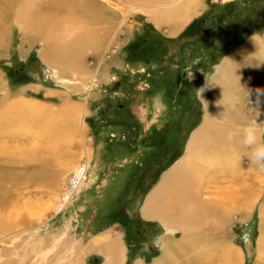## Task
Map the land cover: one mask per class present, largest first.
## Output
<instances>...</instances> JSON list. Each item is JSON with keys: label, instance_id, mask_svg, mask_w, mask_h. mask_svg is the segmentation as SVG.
<instances>
[{"label": "rangeland", "instance_id": "1", "mask_svg": "<svg viewBox=\"0 0 264 264\" xmlns=\"http://www.w3.org/2000/svg\"><path fill=\"white\" fill-rule=\"evenodd\" d=\"M109 1L104 4L115 10L112 27L110 22L99 26L104 41L86 52L81 73L65 74L45 63L44 37L33 36L13 18L2 22L0 101L8 97V108L21 100L51 108L73 105L80 112L62 149L66 157L37 151L28 136L4 144L0 166L18 181L15 186L2 182L6 199L2 202L0 194V264H58L75 244L81 247L76 252L82 264H107L103 246L85 250L109 232L121 241L123 264H154L186 233L165 220L145 219L143 208L166 173L184 158L204 118L230 132L250 123L264 129V0H198L188 22L181 24L182 32L173 37L170 23L158 28L152 16L162 6L174 10L179 0L149 4L142 11L136 10L141 6ZM254 41H260L261 51L244 53ZM243 54L246 69L232 76L234 59ZM186 71L194 78L187 79ZM150 79L155 89L148 101L143 97ZM242 146L234 154L236 164L210 171L206 180L218 184L206 197L216 202L228 185L232 196L244 199L243 209L231 202L220 227L212 218L196 230L205 236L198 250L206 242L214 247L209 259L197 262L196 252L190 251L176 254L170 264H231L221 243L240 252V264H264V187L253 182L255 169L264 173V168L254 165L251 149ZM85 167L86 185L77 190L76 170ZM72 191L70 205L57 213L61 199ZM253 196L257 201L248 207Z\"/></svg>", "mask_w": 264, "mask_h": 264}, {"label": "bare ground", "instance_id": "2", "mask_svg": "<svg viewBox=\"0 0 264 264\" xmlns=\"http://www.w3.org/2000/svg\"><path fill=\"white\" fill-rule=\"evenodd\" d=\"M99 1L100 0H0V27L5 18H13L14 22H20L22 26H24L23 28H27L33 36L44 37L47 41V48L41 54L42 60L45 63L59 67L60 69H58L65 74H73L77 71L81 73L84 70L86 52L91 48L96 49V47L101 45V43H103L102 41H104L99 34V26L104 22H110V26L112 27L111 21L115 19V10H113V8H107V6H105L106 4H104L110 1ZM116 1L128 7H134L135 5L141 6V8L136 10L142 11L143 9H147V5L149 4L169 2L171 0ZM196 1L198 0L175 1L176 3H173L174 10L170 11L168 10L169 7L162 6L164 10L154 12L153 16H151L154 23H157L156 26L158 28L163 24L170 23L172 26L170 28L171 34L175 35L179 28H177L178 26L175 27L172 23H178L181 27V24L188 22L191 17V8L195 6ZM162 7L159 8L163 9ZM130 12L131 11H128L127 13ZM259 42L254 41L247 44V46L243 48L244 53H259L261 51V44ZM247 61L244 54L234 59L235 65H232L230 71L232 76L246 69L245 64ZM7 98L8 97H5L0 101V154H3L1 152L4 151L3 146L6 142L22 140L23 137L27 138L28 136L29 138L32 137V143L37 147V151H43V154L48 153V156H50L49 154L52 156L60 154V156H58L60 159L62 156L66 157V151L62 149L65 147L67 139L71 136L70 133L74 132L73 130H75L76 123H78L79 108L73 105H67L62 108H51L25 100L13 103L9 105L10 108H8L6 107L8 106ZM209 118H204V122L194 131L191 140H189L184 158L178 161V163L173 168L171 167L172 169L166 173L162 182H160L161 184L159 183L160 185L155 188L154 192L148 197L143 208V217L147 220H152L153 218L165 220L167 223L171 224V226L176 229H181L186 233L181 241L167 248L163 256L154 264H170L172 258L177 256L176 254L181 256L190 251L196 252L198 257V260H196L197 262L201 259H209L211 250H213L214 247H209L210 244L205 241V246L198 250V247H200L197 245L198 241L204 240L205 236H201L202 233L199 236L196 230L209 223L212 218L214 220L213 222L217 225L219 222H222L224 220L223 217H225V212L229 211L228 208L231 202H233L231 205L234 206V208L237 206L239 210L243 209V205H239L244 199L241 198L242 196L240 194H238V196H232L233 191L230 190V186L228 187V185L220 189V193L222 194H219L220 196L216 198V202L215 200L211 202V199L206 197L207 192L215 191L217 188L216 185L218 184L206 180L211 173L210 171L216 170L215 167H220L222 164L227 165L225 166L226 168L229 167L230 164L232 166V163L236 164V157H234V154L242 144L240 143L242 137H238V139L234 138L232 141H229L228 136L230 131ZM34 130H37V132L32 133ZM228 152L229 154H227ZM39 154L42 156L41 158H43L44 155L41 153ZM2 159L0 155V160ZM44 159H46V157L41 159L42 162ZM47 159L45 160L47 163H45V166L49 165ZM48 168L49 167H47V169ZM256 169V178L255 180L253 179L254 185L263 188L264 173ZM43 171L45 170L43 169ZM41 174L45 176L44 172H41ZM218 174H220V172ZM15 175H17V173ZM228 176L232 177L233 174L229 172ZM86 177L87 167L76 170L77 190L86 185ZM214 177L216 176L214 175ZM239 178L242 179V177ZM243 178L245 179V177ZM4 180H9L8 183L11 181V185L13 186H15L18 181L17 177L12 176L6 167L0 166V194L3 198V200H1L2 202L6 199L4 198L5 195H2L4 192L2 186L4 183L2 182H4ZM206 181L207 183L209 182V184L205 183ZM220 181H223V179H220ZM74 194L75 191H72L64 195L56 209L57 213L65 210L68 205H70L71 198ZM210 194L211 196L213 195L212 193ZM256 201L257 197L253 196L250 198V202L246 201V205L249 207L250 204L254 205ZM262 223L264 226V216ZM220 225L218 226L220 227ZM194 230L196 233H193ZM234 232L238 233V230L234 229ZM102 246L109 257V262L107 264H123L125 257L121 241L118 237H112L110 232L103 237H98L97 241L91 243L90 246H86L85 251L87 252V250L97 249ZM220 247V250L222 249L224 253H226V259H228L231 264L241 263L240 252H237L233 247L227 244L221 243ZM73 248V252L64 256L58 264L83 263L81 257L79 255L77 256L76 252L77 249L81 247L79 248V245L75 244ZM85 251L83 250L84 253Z\"/></svg>", "mask_w": 264, "mask_h": 264}, {"label": "clouds", "instance_id": "3", "mask_svg": "<svg viewBox=\"0 0 264 264\" xmlns=\"http://www.w3.org/2000/svg\"><path fill=\"white\" fill-rule=\"evenodd\" d=\"M186 72L188 73L187 79H192V72ZM262 135H264V129H261L254 123H250L230 132L228 139L229 141H232L236 137H242L240 143H242L243 146L251 149L249 156L251 162L258 168H264V141L261 140ZM137 259L141 260L142 258L138 256ZM134 264H136L135 261Z\"/></svg>", "mask_w": 264, "mask_h": 264}, {"label": "flooded vegetation", "instance_id": "4", "mask_svg": "<svg viewBox=\"0 0 264 264\" xmlns=\"http://www.w3.org/2000/svg\"><path fill=\"white\" fill-rule=\"evenodd\" d=\"M238 1V0H237ZM232 2V1H231ZM229 3V2H228ZM223 5V4H222ZM145 69V68H144ZM144 73H145V71H144ZM153 79H150V81H149V83L147 84V86H148V89H145V91H144V99H146L145 98V96L148 98V101L151 99H153V94H154V89H155V87H154V84H153V81H152ZM147 83V82H146ZM163 106H164V104H163ZM147 107H148V105H147ZM149 109V108H148ZM144 117H145V115H144ZM149 117V112L147 113V115H146V117H145V119H144V121H143V119L142 118H140L142 121H143V123H145V120H146V118H148ZM142 123V124H143ZM152 127V125H150L149 126V128H151ZM173 154V153H172ZM171 159V158H170Z\"/></svg>", "mask_w": 264, "mask_h": 264}, {"label": "crops", "instance_id": "5", "mask_svg": "<svg viewBox=\"0 0 264 264\" xmlns=\"http://www.w3.org/2000/svg\"><path fill=\"white\" fill-rule=\"evenodd\" d=\"M231 1H234V2H235V1H237V0H231ZM184 25H185V24H184ZM184 25H183V26H184ZM177 26H178V28H179V25H177ZM183 26H181V27L178 29V31H177L178 33L176 32V34H175V35H171V37L179 35V32L182 30L181 28H182ZM181 32H182V31H181ZM145 219H146V218H145ZM153 219H154V218H153Z\"/></svg>", "mask_w": 264, "mask_h": 264}]
</instances>
